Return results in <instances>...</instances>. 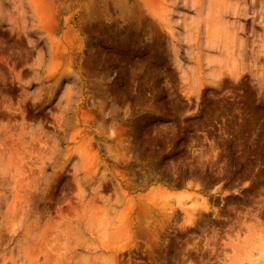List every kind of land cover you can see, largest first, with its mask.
Returning <instances> with one entry per match:
<instances>
[{"label": "rangeland", "instance_id": "rangeland-1", "mask_svg": "<svg viewBox=\"0 0 264 264\" xmlns=\"http://www.w3.org/2000/svg\"><path fill=\"white\" fill-rule=\"evenodd\" d=\"M0 264H264V0H0Z\"/></svg>", "mask_w": 264, "mask_h": 264}]
</instances>
